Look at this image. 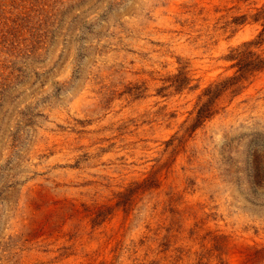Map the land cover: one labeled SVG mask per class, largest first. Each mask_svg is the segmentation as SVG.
I'll return each mask as SVG.
<instances>
[{
  "label": "rangeland",
  "instance_id": "rangeland-1",
  "mask_svg": "<svg viewBox=\"0 0 264 264\" xmlns=\"http://www.w3.org/2000/svg\"><path fill=\"white\" fill-rule=\"evenodd\" d=\"M263 8L0 0V264H264V69L190 129Z\"/></svg>",
  "mask_w": 264,
  "mask_h": 264
},
{
  "label": "trees",
  "instance_id": "trees-1",
  "mask_svg": "<svg viewBox=\"0 0 264 264\" xmlns=\"http://www.w3.org/2000/svg\"><path fill=\"white\" fill-rule=\"evenodd\" d=\"M256 20H262V30L257 39L243 42L233 49L228 55V59L233 61L231 67H236L235 75L226 77L218 82L211 83L200 96V104L196 110L194 121L190 129H195L204 121L213 117L216 113L215 107L219 98L231 88L233 93H237L238 84L247 76L264 69V53H256L253 46L261 43V36L264 35V8L261 9L255 17ZM259 39V40H258ZM177 78H174L173 84L176 90H181L190 84L191 79L184 72L180 71ZM258 185L264 184V173L257 168L255 174Z\"/></svg>",
  "mask_w": 264,
  "mask_h": 264
}]
</instances>
